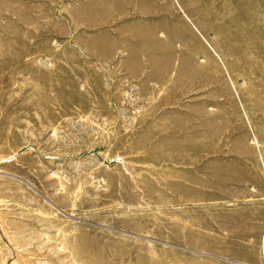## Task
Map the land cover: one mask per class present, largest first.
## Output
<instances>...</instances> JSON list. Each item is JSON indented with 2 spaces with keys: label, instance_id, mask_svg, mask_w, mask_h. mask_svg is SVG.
Listing matches in <instances>:
<instances>
[{
  "label": "rangeland",
  "instance_id": "obj_1",
  "mask_svg": "<svg viewBox=\"0 0 264 264\" xmlns=\"http://www.w3.org/2000/svg\"><path fill=\"white\" fill-rule=\"evenodd\" d=\"M0 228V264H264V0H0Z\"/></svg>",
  "mask_w": 264,
  "mask_h": 264
},
{
  "label": "bare ground",
  "instance_id": "obj_2",
  "mask_svg": "<svg viewBox=\"0 0 264 264\" xmlns=\"http://www.w3.org/2000/svg\"><path fill=\"white\" fill-rule=\"evenodd\" d=\"M1 229V228H0ZM1 232H3V231H1ZM0 235H2L1 233H0Z\"/></svg>",
  "mask_w": 264,
  "mask_h": 264
}]
</instances>
